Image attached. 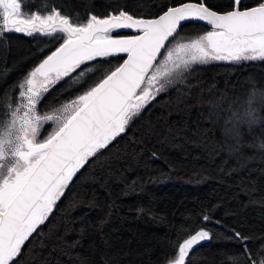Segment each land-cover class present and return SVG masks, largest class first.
Masks as SVG:
<instances>
[{"label":"trees","instance_id":"trees-1","mask_svg":"<svg viewBox=\"0 0 264 264\" xmlns=\"http://www.w3.org/2000/svg\"><path fill=\"white\" fill-rule=\"evenodd\" d=\"M186 1L200 0H22V9L56 8L73 23L89 14L105 17L124 10L152 18ZM218 11L233 0H203ZM261 0H241L240 8ZM190 20L169 42L211 31ZM129 30L112 35L130 36ZM60 35V34H57ZM178 39V40H179ZM53 37L5 33L0 38V118L9 105L25 101L16 86L58 47ZM126 54L88 62L92 72L65 77L38 102L49 114L94 86ZM82 68L85 66H81ZM264 60L213 61L194 65L183 81L169 86L128 131L90 159L69 184L40 235L26 243L19 264H170L180 241L198 229L211 238L195 245L186 264H245L234 232L248 237L253 258L264 247ZM256 119H241L252 94ZM54 123L44 122L38 139ZM208 215L209 221L203 220ZM219 222V223H217Z\"/></svg>","mask_w":264,"mask_h":264},{"label":"snow or ice","instance_id":"snow-or-ice-1","mask_svg":"<svg viewBox=\"0 0 264 264\" xmlns=\"http://www.w3.org/2000/svg\"><path fill=\"white\" fill-rule=\"evenodd\" d=\"M240 4L241 0H233L232 10L222 14L200 0L168 8L156 19L118 10L103 18L89 14L85 23H73L56 8L41 14L23 10L22 0H0V38L10 32L38 33L60 41L17 84L25 102L9 105L11 111L5 109L0 118V264H19L22 249L34 234L40 235L76 174L126 133L133 118L157 96L183 81L194 65L264 60V0L244 10ZM190 20L207 22L212 30L166 47L181 22ZM120 29L138 34L111 35ZM119 54L127 58L94 86L85 82L82 94L54 112L38 114L42 93L77 70V79L92 72L88 62ZM256 95L246 101L241 119H256L252 103ZM259 98L264 102V92ZM44 122L55 127L40 140ZM203 220L210 217L204 215ZM234 236L244 249L245 264H264V247L253 258L249 238L237 232ZM210 238L209 231L198 229L180 241L173 264H186L193 247Z\"/></svg>","mask_w":264,"mask_h":264},{"label":"water","instance_id":"water-1","mask_svg":"<svg viewBox=\"0 0 264 264\" xmlns=\"http://www.w3.org/2000/svg\"><path fill=\"white\" fill-rule=\"evenodd\" d=\"M185 3H199V2H197V1H186V2H184V3H181V4H178V5H175V6H172V7H179V6H182L183 4H185ZM208 6V5H207ZM255 6H257V5H255ZM255 6H252V7H255ZM172 7H170V8H172ZM209 7V6H208ZM252 7H249V8H252ZM211 10H213V11H216V12H219V13H225V12H227V11H218V10H215V9H213V8H211V7H209ZM249 8H244V9H249ZM244 9H241V10H244ZM168 10V9H167ZM166 10V11H167ZM166 11H164V12H166ZM229 11H231V10H229ZM164 12L163 13H161L160 15H163L164 14ZM130 14V13H129ZM160 15H158V16H156V17H152V18H146V17H137V18H144V19H156V18H158ZM136 17V16H135ZM101 18H103V17H101ZM193 21H196V22H199L200 24H202L203 26H205V27H207V28H209V29H212V26L211 25H209V24H207V22H204V21H197V20H193ZM185 22H187V21H184V22H181V26H180V28L177 30V34L180 32V30H181V28H182V26H183V24L185 23ZM122 30H129V31H131V32H135V33H137L135 30H131V29H120V30H117V31H122ZM176 34V35H177ZM175 35V36H176ZM117 37H121V36H117ZM171 40H173V38H170V41ZM169 44V42L168 43H166V47H167V45ZM127 58V56L124 58V60ZM123 60V61H124ZM123 61H122V63H123ZM121 63V64H122ZM170 264H173V262L172 263H170Z\"/></svg>","mask_w":264,"mask_h":264},{"label":"rangeland","instance_id":"rangeland-1","mask_svg":"<svg viewBox=\"0 0 264 264\" xmlns=\"http://www.w3.org/2000/svg\"><path fill=\"white\" fill-rule=\"evenodd\" d=\"M205 34V33H204ZM111 35H112V33H111ZM201 35H203V34H201ZM113 37L115 36V35H112ZM199 36H197V37H190V38H188V39H186V40H184V39H179V38H177L173 43H172V46H174L176 43H180V42H187V41H189V40H192V39H196V38H198ZM179 39V40H178ZM171 46V47H172ZM55 127V126H54Z\"/></svg>","mask_w":264,"mask_h":264}]
</instances>
